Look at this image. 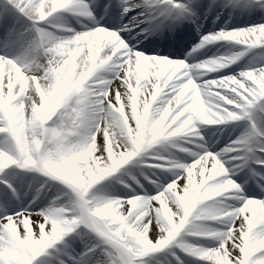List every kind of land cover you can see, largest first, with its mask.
Returning a JSON list of instances; mask_svg holds the SVG:
<instances>
[{
	"label": "snow or ice",
	"instance_id": "1",
	"mask_svg": "<svg viewBox=\"0 0 264 264\" xmlns=\"http://www.w3.org/2000/svg\"><path fill=\"white\" fill-rule=\"evenodd\" d=\"M257 168L264 0H0V264H264Z\"/></svg>",
	"mask_w": 264,
	"mask_h": 264
},
{
	"label": "bare ground",
	"instance_id": "2",
	"mask_svg": "<svg viewBox=\"0 0 264 264\" xmlns=\"http://www.w3.org/2000/svg\"><path fill=\"white\" fill-rule=\"evenodd\" d=\"M144 43H148V41L147 42H144ZM209 52L206 50V51H202L201 52V54H199L200 56V59H207L208 57H210V56H212L213 54H214V52L210 55V56H208L207 54H208ZM180 57H182V56H180ZM180 57H177V58H180ZM242 63V62H241ZM235 67H237L236 65H235ZM239 131V130H238ZM237 134H238V132H237ZM170 152H173V151H171V150H169ZM173 153H175V152H173ZM263 171H264V169H262ZM134 174H136V170L135 169H133L132 171H131V175H134ZM242 176H243V180L241 179V177H233V179L235 180V182L237 183V184H242L243 182H244V180H246L247 179V177H245V175L244 174H241ZM113 181L112 180H110V181H106L105 183H112ZM117 187H118V185H117ZM245 190H253V188L249 185V184H246L245 185Z\"/></svg>",
	"mask_w": 264,
	"mask_h": 264
}]
</instances>
